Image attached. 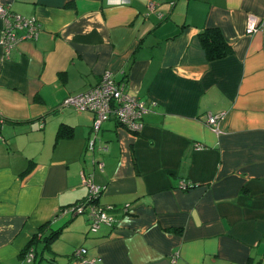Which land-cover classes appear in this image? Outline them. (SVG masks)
Listing matches in <instances>:
<instances>
[{
    "label": "crops",
    "instance_id": "crops-1",
    "mask_svg": "<svg viewBox=\"0 0 264 264\" xmlns=\"http://www.w3.org/2000/svg\"><path fill=\"white\" fill-rule=\"evenodd\" d=\"M0 4L39 23L8 57L0 46V264H74L78 247L93 264H264V0ZM209 27L227 56L207 60ZM105 72L148 111L138 132L110 116L91 149L93 114L63 100ZM81 172L105 186L95 202L114 226L65 210L88 194ZM54 231L28 260L34 234Z\"/></svg>",
    "mask_w": 264,
    "mask_h": 264
},
{
    "label": "built area",
    "instance_id": "built-area-1",
    "mask_svg": "<svg viewBox=\"0 0 264 264\" xmlns=\"http://www.w3.org/2000/svg\"><path fill=\"white\" fill-rule=\"evenodd\" d=\"M0 19L3 26L0 32V46L8 57L10 49L22 40L36 38L39 30V23L33 17H25L21 14L11 12L8 5L0 4ZM260 27V19L249 13L246 18L245 32L252 33ZM63 105L73 106L77 110L89 111L93 114L92 131L93 138L89 140L88 147L93 148L94 138L103 121L113 116L116 121L126 127L129 131L138 132L142 127V118L148 111L143 101L137 96L129 94L124 84H116L111 74L105 72L100 82L90 90L68 96L63 100ZM221 114H208L206 123L216 133H220L219 121ZM101 168V164H99ZM83 183L89 186L87 196L81 202L67 207L65 210L72 214H86L90 219V230L95 232L101 224L114 226L115 217L110 213L109 206L103 208L96 204V200L105 190V186L97 185L93 182L91 175L83 172L80 174ZM189 184L181 182L182 188ZM194 185V184H193ZM86 249L78 247L73 251L74 264H93L94 258L86 259L83 257ZM28 260H32L33 254L27 253Z\"/></svg>",
    "mask_w": 264,
    "mask_h": 264
},
{
    "label": "trees",
    "instance_id": "trees-1",
    "mask_svg": "<svg viewBox=\"0 0 264 264\" xmlns=\"http://www.w3.org/2000/svg\"><path fill=\"white\" fill-rule=\"evenodd\" d=\"M199 41L205 52L207 60L220 59L227 56L231 53L232 49L230 45L224 39L221 31L217 27H209L202 29L199 34ZM71 136L70 128L61 126L56 131V139L59 138H69ZM81 202V201H79ZM57 231L49 232L46 235H41L37 237V233L34 234V237L30 240L26 246L23 254L27 257V253L32 252L33 257L35 256L36 248L43 249L46 246H50L53 240L57 236ZM40 235V234H39ZM39 245V246H37Z\"/></svg>",
    "mask_w": 264,
    "mask_h": 264
},
{
    "label": "rangeland",
    "instance_id": "rangeland-1",
    "mask_svg": "<svg viewBox=\"0 0 264 264\" xmlns=\"http://www.w3.org/2000/svg\"><path fill=\"white\" fill-rule=\"evenodd\" d=\"M80 216L83 215V214H79ZM85 215V214H84ZM81 218V217H80Z\"/></svg>",
    "mask_w": 264,
    "mask_h": 264
},
{
    "label": "bare ground",
    "instance_id": "bare-ground-1",
    "mask_svg": "<svg viewBox=\"0 0 264 264\" xmlns=\"http://www.w3.org/2000/svg\"><path fill=\"white\" fill-rule=\"evenodd\" d=\"M99 198V197H98Z\"/></svg>",
    "mask_w": 264,
    "mask_h": 264
}]
</instances>
